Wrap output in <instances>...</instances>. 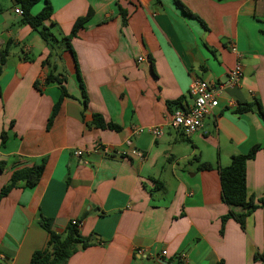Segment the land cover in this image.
<instances>
[{
    "label": "crops",
    "instance_id": "0c3cea01",
    "mask_svg": "<svg viewBox=\"0 0 264 264\" xmlns=\"http://www.w3.org/2000/svg\"><path fill=\"white\" fill-rule=\"evenodd\" d=\"M47 2L52 15L45 25L57 39L91 12L70 40L74 56L58 49L56 72L67 74L69 95L49 128L60 90L44 82L48 45L19 23L13 0H0V49L12 42L0 73V133L7 135L0 189L16 169L46 159L37 184L18 181L0 199V264H28L45 245L41 216L59 234L76 218L80 233L97 240L66 264H264L255 259L264 256V206L244 228L227 219L221 233L230 207L219 179L232 155L259 145L246 163V187L255 201L264 196V116L256 106L236 111L256 100L264 111V0H41L31 13ZM236 62L243 70L239 84L224 89L202 128L189 135L174 129L176 106L167 101L188 107L193 79L223 82ZM93 112L121 129L95 127ZM151 126L162 135L147 132ZM139 128L144 131L135 133ZM96 144L109 152L87 151ZM202 163L211 169H199Z\"/></svg>",
    "mask_w": 264,
    "mask_h": 264
},
{
    "label": "trees",
    "instance_id": "16d2710c",
    "mask_svg": "<svg viewBox=\"0 0 264 264\" xmlns=\"http://www.w3.org/2000/svg\"><path fill=\"white\" fill-rule=\"evenodd\" d=\"M41 0H13L14 4L22 10L20 19L21 25L29 26L33 32L38 34L43 39L49 48V54L42 61V66L48 67V72L45 76L44 82H56L58 84L60 95L52 108V113L48 118L47 128H49L54 120V117L62 103L64 97L68 96V92L65 86L67 81V74L65 72H56L57 62L61 60V54L58 49H68L74 56V52L70 45V40L75 37L78 32L84 28L85 23L91 16L89 11L86 16L76 19L69 35L57 39V37L51 32L50 28L45 25V22L50 19L52 15V8L47 2L43 9L36 15L31 13V9ZM156 5H160V0H154ZM175 5L185 15L199 20L198 17L193 15L184 5L175 1ZM202 23V22H201ZM11 40H8L6 44L0 49V73L2 72L9 55V47ZM55 59H57L55 61ZM154 72V67H153ZM33 85L38 86V81H35ZM79 86L81 89V97L83 108L88 107V97L84 88L82 79L79 77ZM168 105L180 107V99L167 101ZM253 106H256L258 112L264 116L259 101L253 103H247L237 108V112L250 111ZM92 124L97 128H108L112 130H120L121 126L106 122L103 116L99 113H92ZM12 125V123H11ZM6 131L2 130L0 133V144L3 146L6 142ZM260 149L259 145L252 146L248 152L243 154L232 155L230 163L219 169V179L221 186V196L224 203H226L230 209L227 214L221 217V230L223 232L224 222L227 219H233L244 228L247 217L258 207L264 206V196L255 201L252 195L247 193L246 187V163L249 159L254 157L255 152ZM264 151V146L262 147ZM46 159H42L40 163L33 164L31 166L22 167L12 172L10 181L0 189V199L6 196L9 191L16 186L18 181H23L25 187H32L37 184L43 174ZM5 167V162L0 161V171ZM199 169H211V165L208 163H202ZM52 220L41 216L39 218V224L47 231L48 238L45 245L38 250H35L30 257L28 264H66L71 255L77 251L84 250L87 247L97 242L93 236H83L80 233L79 227L72 224L71 220L66 224L63 234L55 232L52 228ZM255 259H261L264 262V256L261 254H255Z\"/></svg>",
    "mask_w": 264,
    "mask_h": 264
},
{
    "label": "built area",
    "instance_id": "2783aa9c",
    "mask_svg": "<svg viewBox=\"0 0 264 264\" xmlns=\"http://www.w3.org/2000/svg\"><path fill=\"white\" fill-rule=\"evenodd\" d=\"M15 14L21 16L22 10L18 7L15 9ZM230 50L238 55L236 46L234 44L230 45ZM143 60L142 57L139 61ZM243 75L242 66L239 62L228 71L227 78L223 82H209L201 78H195L189 85L188 93L192 98V103L186 108H176L171 114V126L182 131L184 134L189 135L201 129L203 126V119L205 116L213 113V110L219 104V97L224 89L228 86L238 85L241 77ZM144 131L143 128L135 130V133H140ZM146 131L151 133L155 137H160L162 135V130L158 126H151L146 128ZM126 145H131L130 141H126ZM88 152L102 153L106 154L109 152L107 146L102 144H96L95 146L89 148ZM113 153L120 155L123 150L116 149L112 151ZM132 153H136V150L132 149ZM84 153L83 150H76L74 154L80 156ZM72 224L80 227L81 222L76 218L71 219ZM162 254H166L163 250Z\"/></svg>",
    "mask_w": 264,
    "mask_h": 264
},
{
    "label": "water",
    "instance_id": "95a60500",
    "mask_svg": "<svg viewBox=\"0 0 264 264\" xmlns=\"http://www.w3.org/2000/svg\"><path fill=\"white\" fill-rule=\"evenodd\" d=\"M45 42V41H44ZM161 262H164L165 263V261H163V260H161Z\"/></svg>",
    "mask_w": 264,
    "mask_h": 264
}]
</instances>
